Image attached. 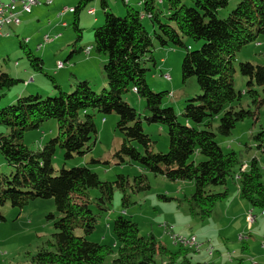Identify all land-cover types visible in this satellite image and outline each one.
Here are the masks:
<instances>
[{"label": "trees", "instance_id": "16d2710c", "mask_svg": "<svg viewBox=\"0 0 264 264\" xmlns=\"http://www.w3.org/2000/svg\"><path fill=\"white\" fill-rule=\"evenodd\" d=\"M89 1L79 0L72 10V26L78 32L73 46L82 37L78 13ZM159 1L167 8L166 22H161L155 0H140L142 11L130 6L129 0H122L123 16L112 13L107 0H100L103 23L92 30L94 51L107 58L103 65L106 86L100 92H96L87 79L76 81L74 90L66 92L53 76L46 74L58 92L56 96L21 95L12 104L0 106V125L9 128L7 134L0 132V155L14 169L9 175H0V206L9 202L22 208L30 200L52 198L61 214L53 221L52 239L31 256V264H106V258L114 253L110 264H208L193 261L190 249L179 246L173 251L153 234L141 236L137 223L123 214L112 223L113 246L87 240L86 236L95 230L97 212L109 210L115 189L122 191V206L129 203L128 187L132 192L150 189L145 174L134 176L129 183L122 174L114 181L101 180L86 166L62 167L56 172L52 159L58 147L63 150L65 159L90 149L88 143L97 133L94 112L118 115L116 128L123 138L115 156L120 162L129 158L154 175L170 181L193 182V192L184 197L192 217L209 218L218 202L228 198L226 184L228 178L236 174L241 198L250 207L264 209V183L257 159L253 158L242 171L244 164L238 154L233 150L225 152L216 142L213 130L215 127L218 134L228 136L238 121L256 117V111L240 105L241 92L236 91L233 81L236 71L233 61L247 43L258 37L264 41V0H239L223 18L216 14L229 0H190L191 5L181 0ZM144 16L157 23L159 31L154 32V37L160 46L185 49L181 62L182 82L195 77L200 90L199 94L185 100L180 114L182 122L172 107L162 106L163 97L171 93H156L146 81L144 62L153 61V42L142 24ZM187 39L202 40L203 44L197 50H189ZM18 44L30 67L42 72L43 59L34 55L24 39H19ZM39 45L41 43L38 48ZM87 47H90L86 53L89 55L93 48ZM85 48H75L71 54ZM238 70L249 78L245 93L252 103L256 107L264 105V98L253 88L264 85V66L246 61L239 63ZM20 81L29 85L33 78L27 83L0 70V89L10 88ZM129 90L145 100L149 113L145 120L166 127L167 152H154L155 141L143 130L135 108L123 99V94ZM50 119L56 121V135L41 149L28 148L23 143L24 133ZM252 139L256 148L264 152V129L252 135ZM196 152L204 159L197 163L189 161ZM90 189H96L98 195L92 197ZM4 220L0 212V221Z\"/></svg>", "mask_w": 264, "mask_h": 264}, {"label": "rangeland", "instance_id": "374dc122", "mask_svg": "<svg viewBox=\"0 0 264 264\" xmlns=\"http://www.w3.org/2000/svg\"><path fill=\"white\" fill-rule=\"evenodd\" d=\"M79 0H54L49 5L40 4L32 7V11L28 14L20 16L21 23L19 26L6 25L10 31L9 38H0V43L5 41H14L15 52L4 51L8 47H0V70L8 72L11 77L15 76L13 71H9L10 66L19 63V68L25 66L29 72L27 77L20 78L28 80L34 77V82L29 83L28 94H42L43 96H56L58 92L55 90L50 79L46 76H53L56 83L66 92L74 90L76 79L73 74L78 77L86 78L96 92H100L106 86V77L103 71V65L107 58L103 54H97L93 47V28L103 23V13L100 7V0H91L78 13V27L81 29L82 37L76 40L78 32L74 30L72 24L74 21L73 8ZM139 0H130L128 3L135 9L142 11ZM184 4L191 5L190 0H181ZM112 13L117 16L125 14V8L122 0H107ZM127 2V0H126ZM239 0H229L228 4L218 9L217 17L223 18L235 8ZM155 4L160 9V20L166 22L165 16L168 14L164 3L155 0ZM67 9L63 15H59L61 11ZM90 8L95 9V13H89ZM65 22V25H61ZM147 32L152 37L153 46L151 48L153 61L146 59L144 66L147 68L146 81L154 92L166 91L167 94L162 99L163 107H172L182 122L181 111L184 107L185 100L200 93L195 77H191L182 82L181 62L186 53L185 49L178 46H160L154 37V32H158L157 23L144 16L142 19ZM17 34V36H16ZM49 35L58 37L48 43L43 42V37ZM28 38L29 43L26 45L33 51L35 56H41L43 59V71H34L27 59L21 51L18 40ZM41 43V47L36 46ZM189 50H197L203 44L202 40L193 41L186 40ZM92 46L91 56L71 52L76 48H85ZM9 50V49H8ZM71 54L70 58L67 57ZM87 57V58H86ZM101 57L104 59L101 62ZM64 63L63 69H56L58 62ZM251 62L264 66V41L262 37H258L255 41L244 45L235 55L233 65L236 71L233 75L234 87L236 91L241 92L240 105L243 108L256 111V117L238 121L232 129L230 135L223 136L216 133L215 140L219 146L225 151L233 150L238 154L239 160L243 164L249 166L253 158L257 159V164L261 172V181L264 183V152L257 149L253 142L252 135L264 129V105L256 107L252 103V99L245 93L248 77L244 76L238 70L240 62ZM15 69V68H14ZM165 75H169L167 79ZM16 78V77H14ZM80 79V80H83ZM72 85V87H69ZM23 81L18 82L10 88L0 89V106H5L15 102L13 96L25 88ZM253 88L258 91L260 98H264V85H254ZM123 99L135 108L139 114L143 130L149 134L154 143V152L168 151V134L165 126L158 123H148L145 117L149 115L145 100L140 98L134 91L129 90L123 94ZM118 115L115 113L102 114L94 112V122L97 133L88 143L89 150H85L83 154L74 155L72 158L65 159L61 148H57L52 159V165L56 172L64 168H72L75 166H86L96 172L101 180L114 181L118 174L124 175L129 183H132L133 177L139 174H145L148 177L150 189L140 192H132L128 187L129 203L122 206V191L115 189L113 199L110 203L108 211L97 212L92 206L94 212H97V223L95 230L86 236L87 240L98 242L101 244H109L113 246L114 236L112 232L113 220L123 214L137 223L139 234L147 236L153 233L157 238L171 250H176L179 246L175 245L170 235L162 228L165 223L175 227L173 233H181L184 236L195 235L205 228L206 235L201 241H204V247L199 253L191 250L190 255L193 261L206 262L208 264H264V215L261 209H258L260 218L250 230L251 240L248 242V234L243 233L246 238L240 240L235 238L239 230H235L239 225V220L233 223L234 215H226L220 212L222 204L231 203L234 209L240 210V205L247 202L241 198L240 194H236L238 187L237 181L229 177L226 187L229 189V199L218 202L215 215L205 220L192 217L189 213L187 203L184 201V195L181 194L175 199L173 194L168 193L178 185H173V181L166 179L161 175H154L143 168L140 164L129 158H124L120 162L115 156V152L119 149L122 142V134L117 130L116 123ZM216 122L214 123L215 126ZM0 132L7 134L9 128L0 125ZM57 132V124L53 119L42 123L38 128L28 130L24 133L23 143L32 150L41 149L43 144L54 137ZM133 145L142 152L136 143ZM204 159L200 153H194L189 161L195 163ZM14 171L9 166L2 155H0V175H9ZM178 181V180H177ZM177 183V182H176ZM173 185V186H172ZM215 189H220L216 187ZM92 197L98 195L96 189L89 190ZM187 191L186 196L189 195ZM163 196L168 197V199ZM250 209V207H249ZM255 210V208H254ZM0 212L4 216V221H0V264H31V256H33L46 242L52 239L55 232L53 221L60 217V213L56 210L52 198H36L30 200L27 205L22 208L14 207L9 202L0 206ZM52 215V217H48ZM245 219L247 220V214ZM248 223V222H247ZM249 224V223H248ZM257 226V227H256ZM161 227V228H160ZM209 228L213 230L209 232ZM80 233V231H77ZM243 232V231H242ZM246 232H249L247 230ZM163 233V234H162ZM180 234V235H181ZM196 236V235H195ZM206 238H209L206 239ZM212 247V248H211ZM114 251L116 250L113 247ZM212 251L206 256L203 251ZM115 257V253L106 258L105 263L110 264ZM160 263V259L157 258Z\"/></svg>", "mask_w": 264, "mask_h": 264}, {"label": "crops", "instance_id": "0c3cea01", "mask_svg": "<svg viewBox=\"0 0 264 264\" xmlns=\"http://www.w3.org/2000/svg\"><path fill=\"white\" fill-rule=\"evenodd\" d=\"M0 1H4V0H0ZM130 1V0H129ZM140 1V0H139ZM139 1H138V3H139ZM129 4V3H128ZM91 9H93V8H91ZM32 11V10H31ZM94 13H95V9H94ZM23 14H28V13H24V12H20L19 14H18V17H19V19H20V23H21V18H20V16L21 15H23ZM20 23L19 24H17L16 26H19L20 25ZM10 25H14V24H10ZM9 25V26H10ZM9 31H10V29L5 25L4 27H3V32H7L8 33V36H3L4 38H9L11 35H10V33H9ZM16 36H17V34H16ZM1 38V37H0ZM28 39V38H27ZM29 40V39H28ZM54 41V40H53ZM26 43H29V41H27ZM38 46V45H37ZM36 46V47H37ZM0 47H3V48H5V47H8V49H5L4 51H7V52H15V50H16V48H15V46H14V41H5L4 43H0ZM38 48V47H37ZM82 51H83V49H82ZM92 52V51H91ZM91 52L89 53L90 54V56H91ZM83 53L84 54H86L84 51H83ZM42 55H40V57H41ZM87 58V57H86ZM104 61V59L101 57V62H103ZM15 68V69H14ZM63 69V68H62ZM59 71L61 70V69H58ZM9 71L11 72V71H13V73H15V76L14 77H16V78H22L23 76L24 77H27L28 75H29V72H28V70L26 69V67L25 66H21L20 68H19V63H15V66L13 67V66H10L9 67ZM8 73V72H7ZM9 74V73H8ZM73 76V78L74 79H76V80H80V79H83V77H78L76 74H73L72 75ZM32 78H33V82H34V77L32 76ZM84 79H86V78H84ZM71 86V85H70ZM69 86V87H70ZM30 90H29V85H26V87L25 88H21L20 89V91L18 92V93H16V96L14 95L13 97L14 98H12V99H15L16 97H18V96H21V95H24L25 93H27V92H29ZM247 167V166H246ZM236 175H238V174H236ZM235 175V176H236ZM235 176H234V179L237 181L238 179H236L235 178ZM173 182H175V183H173V185H178L176 188H173V190H170L168 193H170V194H173V195H175V196H173V198H175V199H178L177 197L179 196V195H181V194H183L184 196H186V192L187 191H191V192H189V195H191V193L193 192V190H194V184H193V182L192 181H182V180H178V181H173ZM177 182V183H176ZM237 184H238V182H237ZM172 185V186H173ZM230 192V191H229ZM235 192H236V194H240V190H239V186L237 187V189L235 190ZM188 195V196H189ZM229 197V196H228ZM229 198H227V200H228ZM225 201V200H224ZM247 202V201H246ZM218 205V204H217ZM217 205H216V207H215V210H216V208H217ZM249 207H250V205L248 204V202H247V204H241L240 205V210H236V209H234V208H236V207H234V205L233 204H231V203H226V204H222L221 205V207H220V212H222V214H226V215H231V214H233L234 215V218H233V223L234 222H236V220H239V225H237V227L235 228V230H239L240 228H242L243 230V232L242 231H240L239 230V233L237 234L236 233V235H235V238L237 239L238 238V235H240V234H243V233H247L248 235V239L246 240V241H241V242H248V240L250 241L251 240V236H250V230L254 227V224L257 222V220H258V218H260V215L258 214L257 215V217H256V219H255V221L253 222V223H249L246 219H245V217H246V214H247V211H248V209H249ZM215 210H214V213L212 214L213 216L215 215ZM254 212H256V213H258L259 212V210L257 209V208H255V210H254ZM211 215V216H212ZM209 217V220H211L212 219V217ZM262 218L264 219V217L262 216ZM249 224H248V223ZM167 224V223H166ZM257 227V226H256ZM161 228V227H160ZM163 228V227H162ZM164 229V228H163ZM173 229H175V227L173 226ZM209 230V232H211L213 229L212 228H209L208 229ZM247 230H249V232H246ZM165 231V230H164ZM165 233H166V231H165ZM151 234H153V233H151ZM163 234V233H162ZM178 234H181V233H178ZM154 235V234H153ZM181 235H183V234H181ZM194 235V234H193ZM196 235V236H195ZM194 236L199 240V241H201V240H203V239H200V238H204V236L203 235H206V230H205V228L204 229H202V231L201 232H199V233H197V234H195ZM155 236V235H154ZM186 236V235H185ZM188 236V235H187ZM156 237V239L161 243V244H163L158 238H157V236H155ZM206 239H208L209 240V238H206ZM202 242H204V241H202ZM164 246H166L167 244H163ZM167 247V246H166ZM168 248V247H167ZM170 249V248H169ZM171 250V249H170ZM195 252H197V251H195ZM205 254H206V256H208L209 254H208V252H206V251H203ZM197 253H199V251L197 252ZM254 264H257V263H254Z\"/></svg>", "mask_w": 264, "mask_h": 264}, {"label": "built area", "instance_id": "2783aa9c", "mask_svg": "<svg viewBox=\"0 0 264 264\" xmlns=\"http://www.w3.org/2000/svg\"><path fill=\"white\" fill-rule=\"evenodd\" d=\"M54 0H4L0 1V36H8L7 32H3V27L5 25L14 24L17 25L20 23V19L18 17V14L20 12L24 13H30L33 6L45 4L49 5L53 3ZM89 13L94 14V9H89ZM65 12H60V16L63 15ZM61 25H65V22H62ZM55 35L53 37L47 35V39H43L44 43L52 42L56 39ZM41 45H39L40 47ZM90 51V47H88L85 51V53H88ZM57 69L63 68L64 64L62 62H58L56 65ZM167 79L170 78L169 75H165ZM136 90L135 88L133 89ZM247 169L246 166H242V171H245ZM261 214H264V209H261ZM257 217V214L254 212V208L250 207L247 211V221L249 223H253ZM164 230L170 235L173 243L175 245L181 246L183 248H187L190 250H200L203 248L204 242L199 241L194 235L191 236H184L180 235L178 233H173V229L169 228L168 224H164L163 226ZM239 239H244L246 236L244 234L238 235ZM210 250L208 251V253Z\"/></svg>", "mask_w": 264, "mask_h": 264}, {"label": "bare ground", "instance_id": "6f19581e", "mask_svg": "<svg viewBox=\"0 0 264 264\" xmlns=\"http://www.w3.org/2000/svg\"><path fill=\"white\" fill-rule=\"evenodd\" d=\"M67 9L65 8L63 11H61V12H65ZM60 14V13H59ZM0 37H3V36H0ZM58 36H56V38H57ZM43 39H47V35H45L44 37H43ZM28 41V39L27 38H25L24 39V42H27ZM88 47H86L85 48V50L84 51H86V49H87ZM244 166H247L246 164L244 165ZM235 178L236 179H239V175H236L235 176ZM262 215H264V214H262ZM169 228L170 229H173V226L172 225H169ZM240 240H242V239H240ZM212 248V247H211ZM194 251H200V250H194ZM212 253V251L210 250V252H209V254H211Z\"/></svg>", "mask_w": 264, "mask_h": 264}]
</instances>
